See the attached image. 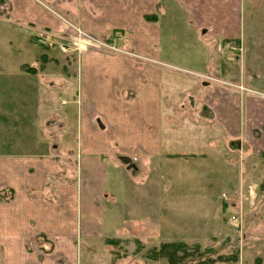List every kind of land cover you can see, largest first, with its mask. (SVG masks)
<instances>
[{
    "label": "crops",
    "instance_id": "1",
    "mask_svg": "<svg viewBox=\"0 0 264 264\" xmlns=\"http://www.w3.org/2000/svg\"><path fill=\"white\" fill-rule=\"evenodd\" d=\"M193 5L190 18V9L177 0H0V21L25 30V38L31 37L30 30L63 32L58 13L90 34L113 40L119 47L156 62L140 63L83 50L76 55L71 72L79 154L77 150L74 155H64L56 147L52 149L51 141L47 147L32 130L23 137L28 136L32 145L26 158L34 162L19 161L0 151V194H5L0 198V264H76V250L70 243L76 239V232L84 233L86 238L106 234L108 202L102 197L106 186L103 162L111 152L112 158L146 157L152 160L151 165L163 157L165 168L168 162L175 161L179 171L186 168L181 159H199L193 163L195 168L205 166L223 177L229 167L225 160L249 148L248 139L239 134L235 121L232 124L229 120L234 117L236 92L175 70L217 78L214 73L223 72L218 62L223 53L219 44L240 40L235 23L214 22L218 9L203 8V3ZM46 43L48 50L53 47L52 42ZM8 77L0 76V119L11 106L12 95H23L19 106L17 102V112H22L21 120L31 119L34 105H26L29 90L24 86L29 81L25 76L24 82L17 80L18 88L12 89L6 87V80L1 81ZM252 106L249 103L245 110L253 112L256 107ZM260 109L264 110V103ZM258 116L264 113L250 115L251 126H256ZM194 125H201L206 133L201 135V141L195 135L192 143H203L205 149L176 151L175 145L190 148L186 135ZM219 125L232 127L234 135L216 141L213 135ZM20 126L26 127L25 120ZM28 126L31 128V123ZM263 141L264 137L255 143ZM208 143L211 145L205 147ZM70 157H78L77 171ZM84 172L87 180L82 176ZM77 174L80 182L86 183L85 202L74 197L77 187L71 183L78 181ZM250 184L254 181L247 187ZM28 188L40 196L50 191L53 197H35ZM92 208L96 210L95 217L89 214ZM216 222L220 219L216 218ZM39 234L53 241V250H38L35 239ZM58 239L67 243L62 250H57L61 247Z\"/></svg>",
    "mask_w": 264,
    "mask_h": 264
},
{
    "label": "rangeland",
    "instance_id": "2",
    "mask_svg": "<svg viewBox=\"0 0 264 264\" xmlns=\"http://www.w3.org/2000/svg\"><path fill=\"white\" fill-rule=\"evenodd\" d=\"M177 1L190 9V18H193V3H203V8L219 10L214 22L217 19L221 25L229 22L237 26L240 40H229L240 41L241 48L236 52L223 49V53L219 54L221 59L218 60L223 72L214 74L226 85L243 83L254 89L241 92L245 90L237 88L239 91H235L229 86L218 84L219 87H227L226 89L236 92L234 117L232 115L229 120L232 124L234 120L239 134L248 139L249 148L245 146L247 150L243 154H234L230 161L225 160L229 167L223 177L205 166L195 168L193 163L199 159H181L186 168L179 171L176 170L175 161L168 162V168H165L163 157H158L159 159L151 165L152 160L149 158L138 159L131 155L133 166L126 169V164L120 161L117 155L112 158V152L107 154L103 162L106 186L103 187L102 195L108 202L105 206L108 214V226L105 228L107 235L86 238L82 235L84 233L76 232V239L70 240L76 250V264H164L165 258L152 259L147 257V253L153 246L174 240H183L187 244L198 243L200 250L211 248L214 250L211 256L238 251L235 260L218 264H264V141L255 143L262 141L264 137V116L257 117L255 127L249 123L250 115L264 113V110L260 109L264 103L261 100L264 99V43H260L264 41V0ZM56 15L63 23L64 29L63 32L53 35L57 42L49 50L40 44L39 31L30 30L31 37L25 38L22 35L27 34L25 30L12 28L8 23L0 21V76L9 75L1 81L6 80V87L15 89L18 88L17 80L24 82L23 78L26 76L29 81L24 85L29 90V93H26V105H34L31 119H24L26 127L20 126L24 120H21L22 112H17V102L19 106L23 95H12L11 106L6 108L7 113L0 119V151L16 156L15 159L19 161L35 160L26 158V153L32 151V145L28 136L23 135L29 130L36 132L38 140L44 141L45 145L47 143V147L50 145L48 141H51L52 149L56 147V150L64 155H74L77 150L79 154L78 114L75 104L72 103L74 85L71 73L76 55L85 50H92L121 56L130 61L147 62L123 53L115 54L91 46L85 47L90 40L84 35L75 39L77 44L74 45L79 49L76 48L67 38L71 37V43L74 42L72 38L77 36V32L72 30L70 24H79L64 15ZM78 27L83 29L80 25ZM226 41L228 40L223 42ZM58 43L63 44L71 56L69 53H62ZM41 54H45V60L40 58ZM68 56L70 59H67ZM236 56L238 60H235ZM24 63L27 66H35L36 73L22 70L20 65ZM1 98L3 96H0L2 105ZM249 103L256 107L253 112L245 110ZM25 109L30 110L29 106ZM30 123L31 128L28 126ZM222 126L215 128L217 133L213 136L216 141L234 135L232 127ZM203 128L201 125L190 126L186 135L190 148L175 145L174 149L204 150L203 143L202 146L199 145L200 142L192 143L195 135L199 136L201 141V135L206 133ZM58 144L61 147H58ZM210 145L208 143L205 147ZM68 160L76 163L77 171L78 157H70ZM84 174L87 173H82V176ZM77 178V182L73 180L71 183V186L76 184L77 187L74 197L85 202L83 184L86 183L80 182L79 175ZM250 181H254V184L247 187ZM51 182L53 184L54 180L51 179ZM49 186L50 182L48 188ZM48 192L45 191L42 196L37 194L39 198L49 200L53 195ZM29 193L37 197L31 190ZM89 214L95 217L96 210L92 208ZM232 215L240 220L239 226L235 227L229 223V217ZM216 218H219L220 222L215 223ZM105 236L118 240V243H106ZM35 241L38 250H43L44 253L53 250V241L42 234H39ZM57 241L61 246H58L57 250L67 246L63 239Z\"/></svg>",
    "mask_w": 264,
    "mask_h": 264
},
{
    "label": "trees",
    "instance_id": "3",
    "mask_svg": "<svg viewBox=\"0 0 264 264\" xmlns=\"http://www.w3.org/2000/svg\"><path fill=\"white\" fill-rule=\"evenodd\" d=\"M40 58L45 60V54H41ZM20 68L31 73H36L37 71L35 66H27L25 63L21 64ZM4 197L5 194H0V198ZM104 241L108 244H112L113 242L118 243V240L109 237H105ZM212 253L214 254V250L211 248L200 250L198 243L192 242L191 244H187L183 240H174L162 242L157 247L153 246L147 253V257L152 259L163 257L165 258L164 264H218L219 262L235 260L238 257V251L237 253L225 255L215 254V256H211L210 254ZM192 256H196V258Z\"/></svg>",
    "mask_w": 264,
    "mask_h": 264
},
{
    "label": "built area",
    "instance_id": "4",
    "mask_svg": "<svg viewBox=\"0 0 264 264\" xmlns=\"http://www.w3.org/2000/svg\"><path fill=\"white\" fill-rule=\"evenodd\" d=\"M70 26L72 27V30H74L75 32H77V36L76 37H73L72 39H74V42L71 43V37H68L67 40L70 44L74 45V44H77L75 42V38H78L79 37V34L82 33L88 40H90V44H86L85 47H95V48H98V49H102L103 51L105 52H113L115 54H118V53H123V54H126L127 56H130V57H134L136 59H142V60H145V61H151L147 58H144V57H140V56H137L135 54H132L131 52H128V51H122L120 48H118L117 46H115L113 43L111 42H107L105 40H102L100 38H97L89 33H87L86 31H84L83 29H81L80 27L76 26L75 24H70ZM93 44V45H91ZM76 48H78V46L74 45ZM230 49H235L236 46L231 44L228 46ZM61 48V49H60ZM59 49L62 50V51H66V48L64 47L63 44H59ZM79 49V48H78ZM153 62V61H151ZM156 63V62H154ZM192 76L194 77H197L199 79H202L204 81H207V82H210V83H222L220 81H218L217 79H214V78H211V77H208V76H204V75H201V74H195V73H192L191 74ZM226 85V84H225ZM228 86L230 87H235V88H238V89H244L242 86H235V85H231V84H228ZM231 220L233 222L236 223L237 219L236 217L234 216H231Z\"/></svg>",
    "mask_w": 264,
    "mask_h": 264
},
{
    "label": "water",
    "instance_id": "5",
    "mask_svg": "<svg viewBox=\"0 0 264 264\" xmlns=\"http://www.w3.org/2000/svg\"><path fill=\"white\" fill-rule=\"evenodd\" d=\"M120 160L123 162V163H125V164H127V166H126V168L127 169H129L130 167H131V164H130V158H128V157H125V156H121L120 157Z\"/></svg>",
    "mask_w": 264,
    "mask_h": 264
},
{
    "label": "bare ground",
    "instance_id": "6",
    "mask_svg": "<svg viewBox=\"0 0 264 264\" xmlns=\"http://www.w3.org/2000/svg\"><path fill=\"white\" fill-rule=\"evenodd\" d=\"M79 35H83L82 33H80Z\"/></svg>",
    "mask_w": 264,
    "mask_h": 264
}]
</instances>
